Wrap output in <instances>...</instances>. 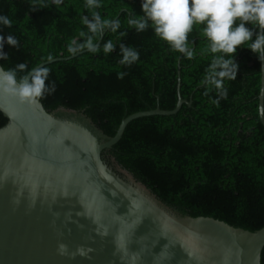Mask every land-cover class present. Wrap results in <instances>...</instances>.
<instances>
[{"label":"trees","instance_id":"obj_1","mask_svg":"<svg viewBox=\"0 0 264 264\" xmlns=\"http://www.w3.org/2000/svg\"><path fill=\"white\" fill-rule=\"evenodd\" d=\"M95 11L102 18L119 19L120 29L117 33L106 29L95 53L46 64V83H53L55 91L38 101L47 112L60 115L66 109L83 114L110 138L130 114L174 109L181 53L170 50L151 26L138 33L128 25L133 11L143 15L141 0H102ZM0 14L13 21L0 34H12L19 42L17 48L4 44L8 60H0V65L5 68L26 63L30 70L42 62L68 57L73 54L67 50L70 41L75 38L81 43L90 35L81 23L82 16L91 20L85 0H63L59 6L51 0H0ZM99 36H93L94 42ZM108 40L116 49L105 54L102 46ZM188 40L194 56L180 57L179 94L191 104H182L174 115L132 120L102 158H113L180 216L209 217L257 231L264 227V127L257 100L260 61L245 48L250 42H245L236 48L235 57L227 54L237 65L235 79L215 77L221 69L213 68L212 60L221 53L209 50L203 25H194ZM121 43L139 52L137 62L120 63ZM121 72L125 75L119 79ZM216 79H222L221 88L216 87ZM222 89L226 97L220 96ZM6 124L0 112V128ZM260 264H264V247Z\"/></svg>","mask_w":264,"mask_h":264},{"label":"water","instance_id":"obj_2","mask_svg":"<svg viewBox=\"0 0 264 264\" xmlns=\"http://www.w3.org/2000/svg\"><path fill=\"white\" fill-rule=\"evenodd\" d=\"M181 55L174 109L130 114L110 138L81 113L58 115L38 100L0 93L7 120L0 128V264H256L257 255L260 264L264 227L250 232L209 217L180 216L113 158H102L132 120L174 115L191 104L179 94ZM260 72L264 127L261 61Z\"/></svg>","mask_w":264,"mask_h":264},{"label":"clouds","instance_id":"obj_3","mask_svg":"<svg viewBox=\"0 0 264 264\" xmlns=\"http://www.w3.org/2000/svg\"><path fill=\"white\" fill-rule=\"evenodd\" d=\"M101 2L102 0H85V8L90 10L91 20L82 16L81 23L90 35H85L81 43H77L75 38L71 40L67 46L69 53L75 54L83 50L95 53L100 47L94 42L93 36L102 35L106 29L111 33H117L120 29L119 19L102 18L95 11L101 7ZM51 3L59 6L63 0H51ZM141 11V16L135 15L134 11L130 14L128 25L138 33L151 26L154 34L170 50L179 52L188 59L194 56L188 36L193 32L194 25H203V35L207 38L209 50L221 53L213 56L212 67L221 69L214 73L215 77L235 79L236 48L245 42H250L245 48L254 53L258 61L264 62V0H141ZM12 24L13 21L7 15L0 14V29L11 28ZM119 35L123 36L124 33ZM5 43L12 48L19 46L14 35L0 34V60H8V55L3 52ZM102 49L105 54H109L116 49V45L108 40ZM119 52L120 63L123 65L130 66L139 60V52L133 47L121 43ZM227 54H234V57ZM19 72L25 74L18 78ZM124 75L125 73H118L117 78L122 79ZM48 77L49 68L43 65L30 70L26 63H19L12 68L0 65V93L14 96L21 102H34L55 91L53 83H46ZM214 82L217 88H221L222 79ZM226 95V90L222 89L220 96ZM213 103L218 101L214 100ZM259 111L264 117V106ZM256 264H259V255L256 256Z\"/></svg>","mask_w":264,"mask_h":264}]
</instances>
